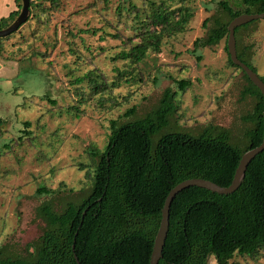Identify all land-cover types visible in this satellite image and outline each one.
I'll list each match as a JSON object with an SVG mask.
<instances>
[{"label": "trees", "instance_id": "1", "mask_svg": "<svg viewBox=\"0 0 264 264\" xmlns=\"http://www.w3.org/2000/svg\"><path fill=\"white\" fill-rule=\"evenodd\" d=\"M174 1L150 0V11L143 15L129 0H121L114 7L118 24L126 23L122 20L125 11L134 20L133 37L138 41L128 43L131 37L123 40L119 33L111 34L123 46L113 58L128 64L115 69V81L111 84L99 69L77 76L70 68L66 74L71 76V83L81 86L75 88L77 99L68 110L78 112L81 104L98 96L103 108L105 101L117 104L112 87H119L121 81L135 80L138 75L141 80L138 65L142 60L150 52L159 53L165 38L184 32L193 16L192 8L186 5L193 0H179L178 6L172 5ZM239 2L240 8L232 7L226 0L217 2L220 14L203 20L206 33L194 40L193 50L225 41L229 64L242 72L246 82L241 98L254 99L251 110L242 116L250 124L242 138L234 140L228 128L217 124H208L196 134L179 129L178 95L191 81L177 80V89L165 88L156 105L143 115L135 116L136 109L132 106L124 112L131 119L109 121L110 133L104 147L87 149L92 167L91 185L81 196L59 200L56 195L60 190L45 186L37 189L50 195L34 210L35 218L42 222L41 233L21 253L1 246L0 264H77L74 255L79 264H149L161 208L173 186L188 178H204L220 186L231 183L242 154L262 142L264 131V98L246 73L232 62L227 48L230 20L242 13L264 12V0ZM60 3L61 0H30L27 20L40 16L36 9L57 10ZM16 4V10L0 19V29L18 16L21 0H16ZM256 22L238 26L235 39L237 57L257 73L251 62L253 45L241 44L239 40L240 31ZM86 31L96 33L94 29ZM11 34L0 37V56L7 61L11 57L3 53L4 41ZM69 50L76 56L73 63L78 64V51L72 47ZM259 77L264 82V74ZM105 95L109 97L105 99ZM30 124L29 120L23 122L18 139L31 134ZM263 249L264 149L251 160L243 182L234 192L219 194L190 186L177 193L170 205L169 229L158 264H209L211 257L214 264H234L235 255L255 258Z\"/></svg>", "mask_w": 264, "mask_h": 264}, {"label": "rangeland", "instance_id": "2", "mask_svg": "<svg viewBox=\"0 0 264 264\" xmlns=\"http://www.w3.org/2000/svg\"><path fill=\"white\" fill-rule=\"evenodd\" d=\"M120 1L61 0L57 10L36 9L40 16L27 20L4 41L3 53L11 59L7 63L0 56V247L13 253L23 252L24 246L41 233L42 222L35 218L34 210L50 195L37 189L45 186L60 190L56 195L59 200L81 196L91 185L87 149L104 147L110 133L109 121L131 119L124 112L132 106L135 116L143 115L156 105L165 88L177 89V80L191 81L178 95L179 129L196 134L208 124H217L228 128L236 140L250 125L242 116L251 110L254 99L241 98L246 82L242 72L229 64L225 41L193 50L194 40L206 33L203 20L220 12L219 0L187 2L194 13L186 30L165 38L159 53H148L138 65L141 80L138 75L135 80L112 87L117 104L105 101L103 108L98 96L81 104L78 112L68 110L77 99L75 88L81 86L71 83V76L66 74L70 68L77 76L99 69L111 84L115 69L128 64L113 58L123 46L111 34L117 32L123 40L131 37L128 43L138 41L133 37L134 20L127 11L122 16L126 23H117L114 7ZM129 1L142 15L149 13L150 0ZM226 1L234 8L241 7L239 0ZM179 4V0L172 2L173 6ZM91 29L96 33L86 31ZM239 35L241 44L253 45L251 62L263 75L264 18L242 29ZM70 47L80 55L78 64L73 63L76 56L69 53ZM26 120L31 122V134L18 139ZM233 262L264 264V249L255 258L235 255ZM209 264H214L213 257Z\"/></svg>", "mask_w": 264, "mask_h": 264}, {"label": "water", "instance_id": "3", "mask_svg": "<svg viewBox=\"0 0 264 264\" xmlns=\"http://www.w3.org/2000/svg\"><path fill=\"white\" fill-rule=\"evenodd\" d=\"M22 6L21 10L18 14V16L5 28L0 29V37L7 36L11 34L12 32L18 30L21 24L26 22L30 15V0H21ZM264 18V12L260 13H242L237 16H235L233 19L230 20V22L227 25L228 30V36H227V48L228 53L230 55V58L234 64L239 66L243 72L246 73L247 77L250 79V81L260 90L263 98H264V82L259 77V75L253 71L247 64L242 62L237 57L236 52V39H235V29L238 26L244 25L246 23H249L253 20H258ZM264 104V100H263ZM263 120H264V109H263ZM264 149V131H263V138L262 142L251 149H248L245 151L235 169L233 178L231 183L228 186H220L208 179L204 178H188L185 179L175 186H173L168 194L166 195L164 199L163 206L161 208V219L159 223L158 230L156 232V235L154 237L152 251L149 259V264H158L159 259L162 257L163 247L165 244V240L167 237L168 229H169V210L170 205L174 197L179 193L181 190L188 188L190 186H197L199 188H205L207 190H210L212 192H216L219 194H228L234 192L243 182L245 177V172L247 169V166L251 162V160L262 150ZM73 248V246H72ZM77 264H79V261L74 255Z\"/></svg>", "mask_w": 264, "mask_h": 264}, {"label": "crops", "instance_id": "4", "mask_svg": "<svg viewBox=\"0 0 264 264\" xmlns=\"http://www.w3.org/2000/svg\"><path fill=\"white\" fill-rule=\"evenodd\" d=\"M16 9H17L16 0H0V19L3 17H7L12 11H14ZM0 61H2V60L0 59ZM5 62L8 63L10 61H5ZM16 65H17V63H16ZM8 66L13 70V65L11 63H9ZM15 74H16V72L14 71V75Z\"/></svg>", "mask_w": 264, "mask_h": 264}]
</instances>
